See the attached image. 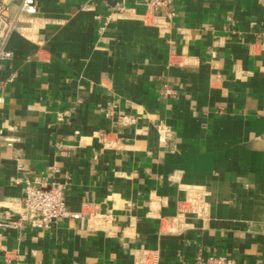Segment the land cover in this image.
Instances as JSON below:
<instances>
[{
    "label": "crops",
    "instance_id": "crops-1",
    "mask_svg": "<svg viewBox=\"0 0 264 264\" xmlns=\"http://www.w3.org/2000/svg\"><path fill=\"white\" fill-rule=\"evenodd\" d=\"M34 1L35 35L6 41L0 212L21 177L44 175L71 209L112 216L0 227V264H264V0H173L172 17L138 0ZM196 186L208 218L172 228Z\"/></svg>",
    "mask_w": 264,
    "mask_h": 264
},
{
    "label": "built area",
    "instance_id": "built-area-1",
    "mask_svg": "<svg viewBox=\"0 0 264 264\" xmlns=\"http://www.w3.org/2000/svg\"><path fill=\"white\" fill-rule=\"evenodd\" d=\"M127 0H115L114 7L118 10L125 9ZM145 3L149 11H164L172 17L176 11L172 8L173 0H138ZM11 6L7 0H0V103L3 102V88L6 83L13 81L14 75L3 77V63L10 60L14 53L6 47V41L15 33L32 39L35 35L36 27L32 23V15L36 11L34 0H22L16 12L10 13ZM172 89L165 85L163 94H169ZM70 115L69 110L59 113L61 115ZM107 117H117L121 127H128L135 122V117L129 114H119L116 116L115 107H110L106 112ZM19 168L24 169V164L19 162ZM24 182V193L17 208H5L0 212V227L25 228L28 226L36 228H46L54 220L69 218L78 221V226L87 228L89 225L105 226L109 225L111 211L100 212L73 210L69 207L66 194V183L54 179L48 181L46 176L30 179L21 177ZM209 215L207 192L193 187L184 204L179 205L174 214L170 215L168 220L179 231L190 226L188 218L195 216L207 219ZM144 264V263H143ZM197 264H237L236 258L220 253H211L208 255L200 252L197 255Z\"/></svg>",
    "mask_w": 264,
    "mask_h": 264
}]
</instances>
